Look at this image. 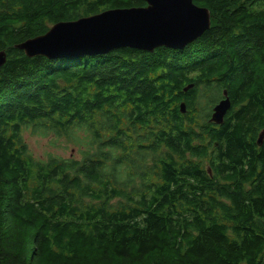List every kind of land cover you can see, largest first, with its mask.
Segmentation results:
<instances>
[{
    "label": "trees",
    "instance_id": "1",
    "mask_svg": "<svg viewBox=\"0 0 264 264\" xmlns=\"http://www.w3.org/2000/svg\"><path fill=\"white\" fill-rule=\"evenodd\" d=\"M193 2L211 23L183 49L50 59L15 45L145 2L0 0V264H264V0ZM25 128L81 158L35 159Z\"/></svg>",
    "mask_w": 264,
    "mask_h": 264
},
{
    "label": "water",
    "instance_id": "2",
    "mask_svg": "<svg viewBox=\"0 0 264 264\" xmlns=\"http://www.w3.org/2000/svg\"><path fill=\"white\" fill-rule=\"evenodd\" d=\"M143 6L104 9L74 20L52 24L40 35L15 45L28 57L68 58L82 55L104 54L117 48L128 47L152 52L164 46L183 49L210 26L206 7L193 0H142ZM6 61V52L0 50V67ZM189 84L184 87L187 90ZM224 97L212 108L211 120L220 123L230 107ZM179 109L185 112V104ZM264 130L259 133L261 143Z\"/></svg>",
    "mask_w": 264,
    "mask_h": 264
},
{
    "label": "rangeland",
    "instance_id": "3",
    "mask_svg": "<svg viewBox=\"0 0 264 264\" xmlns=\"http://www.w3.org/2000/svg\"><path fill=\"white\" fill-rule=\"evenodd\" d=\"M209 14H211L210 11ZM50 26L48 25V27ZM22 137L27 144L29 153L37 160H46L50 157L80 159L81 151L85 148V144L76 145L64 136H56L52 133L40 135L29 128L22 131Z\"/></svg>",
    "mask_w": 264,
    "mask_h": 264
},
{
    "label": "flooded vegetation",
    "instance_id": "4",
    "mask_svg": "<svg viewBox=\"0 0 264 264\" xmlns=\"http://www.w3.org/2000/svg\"><path fill=\"white\" fill-rule=\"evenodd\" d=\"M210 19H211V14H210ZM224 91H226V90H223V92ZM225 96H227V93H226V95ZM228 97V96H227ZM223 97H221V98H219V99H217V101L213 104V106L216 104V103H218L221 99H222ZM229 98V97H228ZM230 100V99H229ZM184 104H185V102L184 101H182ZM181 103V102H180ZM213 108V107H212ZM227 112V111H226ZM211 114H212V110H211V112H210V116L207 118V121H208V126L209 127H212V126H214V127H216V128H218L219 129V127L221 126V124H223L224 123V121H226V120H228V119H232V118H225V115H226V113H225V115L223 116V118H222V120H221V122L220 123H216V122H214V121H212L211 120ZM231 124H229V126H230ZM231 126H233V125H231ZM264 130V129H263ZM262 130V131H263ZM262 131H260V132H262ZM260 132H258V134H257V137H258V135H259V133ZM211 133H212V131H210L209 133H207V136H205V138L202 140V143L203 144H209L210 143V135H211ZM257 139V138H256ZM263 139H264V136H263ZM263 139H262V141H261V143H257V141H256V145L257 146H260L261 144H262V142H263ZM221 141V142H220ZM220 141L219 140H213L212 142H211V146L209 147V149H211L212 147L213 148H217V149H219L220 147V149L218 150V151H220V153L223 155V156H221L220 158H225L224 156H227V154H224V152H225V149H226V146H227V144H228V142H226V140L225 139H223V138H221L220 139ZM199 142H201V141H199ZM209 146V145H208ZM216 149V150H217ZM212 150V149H211ZM213 151V150H212ZM212 151L209 153L210 155H209V157H211L212 158V156H214V154L215 155H217V153H212ZM245 160H247V158L245 159ZM227 161V160H226ZM206 162V161H205ZM218 164H221V163H218L217 161L215 162V165H218ZM208 160H207V163H206V165H205V168L207 169V171L210 173L211 171H210V169L208 168ZM222 165V168H225L226 166H224V165H226V164H221Z\"/></svg>",
    "mask_w": 264,
    "mask_h": 264
},
{
    "label": "bare ground",
    "instance_id": "5",
    "mask_svg": "<svg viewBox=\"0 0 264 264\" xmlns=\"http://www.w3.org/2000/svg\"><path fill=\"white\" fill-rule=\"evenodd\" d=\"M105 54V53H104ZM34 57V56H33ZM258 179V178H257Z\"/></svg>",
    "mask_w": 264,
    "mask_h": 264
}]
</instances>
